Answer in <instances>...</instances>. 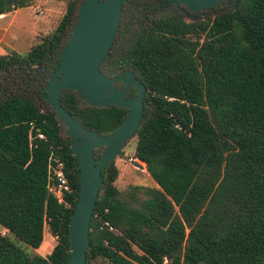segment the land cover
Masks as SVG:
<instances>
[{"label": "trees", "instance_id": "obj_1", "mask_svg": "<svg viewBox=\"0 0 264 264\" xmlns=\"http://www.w3.org/2000/svg\"><path fill=\"white\" fill-rule=\"evenodd\" d=\"M7 1L0 0V15L31 0ZM79 5L68 1L57 27L26 55H0V77L18 80L49 106L43 89ZM127 31L121 44L119 34ZM117 32L111 63L132 69L146 87L134 157L158 188L134 186L132 202L121 200L114 162L101 170L86 264H264V0H236L207 21L186 22L178 10L136 20L131 29L122 20ZM60 100L101 135L128 114L115 105L84 104L71 90ZM62 126L50 106L42 110L31 98L0 92V227L6 230L0 231V264L69 259L80 172ZM102 150H95L96 161ZM51 155L65 164L71 186L65 203L47 188ZM45 228L57 243L42 256L36 249Z\"/></svg>", "mask_w": 264, "mask_h": 264}, {"label": "water", "instance_id": "obj_2", "mask_svg": "<svg viewBox=\"0 0 264 264\" xmlns=\"http://www.w3.org/2000/svg\"><path fill=\"white\" fill-rule=\"evenodd\" d=\"M127 0H84L78 7L69 39L57 56L55 72L43 89L45 100L66 127L71 138V150L76 155L80 172V189L75 210L69 223V259L66 264H86L90 247V222L102 185L101 170L136 137L146 94L145 85L131 71L124 76L110 78L101 71V65L113 45L121 19L122 5ZM184 4L192 14L212 7L223 0H167ZM236 0H232L234 4ZM12 4V0L7 1ZM201 12L195 17L201 19ZM122 81L123 87L113 83ZM134 86L138 94L125 97V91ZM63 90L77 92L84 104L95 107L111 105L128 110L114 132L101 135L86 129L61 105ZM103 148L96 161L94 154Z\"/></svg>", "mask_w": 264, "mask_h": 264}, {"label": "rangeland", "instance_id": "obj_3", "mask_svg": "<svg viewBox=\"0 0 264 264\" xmlns=\"http://www.w3.org/2000/svg\"><path fill=\"white\" fill-rule=\"evenodd\" d=\"M68 1L71 0H31L28 6L21 8L9 32V34H13L15 36V41H11L10 37L7 36L4 40V45H7L10 49L21 55H26L37 40L46 34L51 33L57 27L66 10ZM81 1L82 0H77V5H79ZM222 11H226L224 5L218 6L215 10V16ZM199 20L207 21L208 19L204 20L201 18ZM210 20H212V18ZM186 22L190 21L186 20ZM35 70H40V67L35 68ZM2 89H4V91ZM0 92H4L6 94L13 92L18 95L31 98L42 110L49 108V106H47L44 102L36 98V96L32 93V90L27 89L25 85L16 79H10L8 81L7 78L5 81L2 77H0ZM65 132L66 128L62 126L61 134H64ZM136 142V137L131 139L126 147L112 160L118 169V175L114 185L120 191L119 198L121 200L131 201L129 198V192L131 187L134 186L141 188H158L156 182L147 172L145 164L134 157ZM139 196L143 197V194L141 193ZM114 230V232H117L115 228ZM0 231L2 234L6 233V230L1 227ZM48 232V229L45 228L46 241L50 240V246L54 247L57 240L52 241ZM11 239L21 248H25V244L22 241L13 236H11ZM43 248L44 247L40 249L41 255H45L46 253ZM49 251L50 250H48V252ZM92 264H105V262L96 259L92 261Z\"/></svg>", "mask_w": 264, "mask_h": 264}, {"label": "flooded vegetation", "instance_id": "obj_4", "mask_svg": "<svg viewBox=\"0 0 264 264\" xmlns=\"http://www.w3.org/2000/svg\"><path fill=\"white\" fill-rule=\"evenodd\" d=\"M220 5H224V7L227 8L229 6H232L233 4H232V0H223L212 7H205L201 11H197L191 14L188 11L186 5L184 4L175 5L173 3L168 2L167 0H127L122 5L120 22H122V20H125L126 23L129 24V27L131 29V27H133L134 21L136 20L143 19L146 22H150L152 18H155L160 15L170 14L174 10H178L182 15L183 20L185 21L186 20H189L190 22L198 21L195 19V17L198 16L201 12L203 13V16L201 17L202 19L210 20L211 18L212 19L214 18L215 10ZM117 35L118 32H116L113 45L119 41ZM128 36H130L129 31H127L126 33H120L119 34V37L121 38L120 43L121 44L126 43L125 38ZM111 60H112V56L108 53L101 65V70L106 76L110 78H115L119 76H124L125 73L131 71L135 74V77L137 78L136 73L132 69H126V68L124 69V67H122L123 68L122 69L120 67H115V64H112ZM54 72L55 71H53V73ZM113 84L119 89H121L124 85L122 81H116ZM130 93L131 96H129ZM137 94H138V88L134 86H130L125 91V97L127 98H133Z\"/></svg>", "mask_w": 264, "mask_h": 264}, {"label": "built area", "instance_id": "obj_5", "mask_svg": "<svg viewBox=\"0 0 264 264\" xmlns=\"http://www.w3.org/2000/svg\"><path fill=\"white\" fill-rule=\"evenodd\" d=\"M38 138H44L43 134H37ZM47 188L58 203H65V195L71 192V186L65 172V164L57 156L51 155L48 162ZM104 225L112 232L114 228L107 222Z\"/></svg>", "mask_w": 264, "mask_h": 264}, {"label": "crops", "instance_id": "obj_6", "mask_svg": "<svg viewBox=\"0 0 264 264\" xmlns=\"http://www.w3.org/2000/svg\"><path fill=\"white\" fill-rule=\"evenodd\" d=\"M21 8H23V7H21ZM21 8H14V9L10 10L9 12L3 13L0 15V55H5V54H8L10 52H16V51L10 49L7 45H4V40L6 39L7 36H9L11 41H15V36L13 34L12 35L9 34V32H10L11 27L13 26V24L16 20V17L19 14V11L21 10ZM48 235L50 236V239H52V241L56 240V238L53 237L49 232H48ZM50 245H51V242H50V240L46 241V233H44L43 241H42L41 245L39 246V248L36 249V252H38L40 254V249L42 247H44L43 249H44V251H46V253H45V255H42V256H46L53 249V246H50ZM48 250H50V251L48 252Z\"/></svg>", "mask_w": 264, "mask_h": 264}]
</instances>
